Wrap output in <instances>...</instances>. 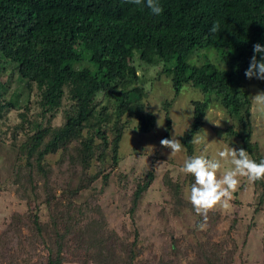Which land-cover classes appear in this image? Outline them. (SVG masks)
Returning a JSON list of instances; mask_svg holds the SVG:
<instances>
[{
	"label": "trees",
	"instance_id": "obj_1",
	"mask_svg": "<svg viewBox=\"0 0 264 264\" xmlns=\"http://www.w3.org/2000/svg\"><path fill=\"white\" fill-rule=\"evenodd\" d=\"M158 3L163 9L160 15L124 0H0V120L3 114L15 111L20 123L12 129L11 146L16 147L19 134L24 137L16 147V181L37 193V184L44 179L45 192V180L52 174L45 158L60 151L54 175L67 195L57 200L46 191L50 196L46 202L53 210L50 233L40 225L37 210L27 216L30 227L23 224L26 217H11L7 227L13 234L0 237V264H14L27 251L31 239L19 234L24 226L33 233L32 239L49 242L40 264H65V253L77 257L81 264H137V235L132 243H126L101 221L82 225L89 208L77 206L72 199L91 189L95 177L89 175L90 170L95 162H105L107 151L116 164L131 118L137 122L135 130L142 134L155 124L154 115L143 105L145 94L137 66L160 68L176 96L186 86L202 94L203 100L193 103L191 126L181 137L188 157L194 155L193 137L211 105L220 106L239 124L245 123L251 106L246 86L250 79L245 72L253 55L257 60L264 55L253 50L256 44L264 47V0ZM217 21L220 29L212 34L210 29ZM8 69L12 73L9 78L16 75L22 84L21 93L18 89L10 93L9 83L1 77ZM251 80L264 92V80ZM25 89L29 97L37 94L35 115H30L27 107L18 108ZM63 104H69L63 111L64 121L54 126L52 120ZM165 120L168 138L171 121L167 108ZM241 132L235 134L241 142L237 149L246 150L259 163L263 158L251 142V131L243 128ZM153 180L149 172L137 183L131 219ZM261 180L254 182L255 186L262 184ZM168 189L176 200L173 210L177 214L182 202L178 187L173 189L171 184ZM189 245L190 249L201 246ZM182 252L179 244L172 245L169 257L176 260Z\"/></svg>",
	"mask_w": 264,
	"mask_h": 264
},
{
	"label": "rangeland",
	"instance_id": "obj_2",
	"mask_svg": "<svg viewBox=\"0 0 264 264\" xmlns=\"http://www.w3.org/2000/svg\"><path fill=\"white\" fill-rule=\"evenodd\" d=\"M137 71L139 85L145 94L143 105L147 112L154 115L155 124L149 133L142 134L135 130L137 122L131 118L123 132L116 164L110 160L108 151L102 165L99 162L94 163L89 173L91 177H95L90 183L91 189L72 196L74 204L77 206L85 204L89 208L82 225L101 221L107 230L116 233L119 241L126 243H132L137 235L139 242L137 251L140 253L137 264H162L170 261L173 264H207L205 256H209L207 259L211 264H264V178L259 186H255L254 182H248L246 178H240L241 182L233 198L226 205L221 202L210 210L206 230H197L195 226L203 221V217L195 213L186 198V190L194 183V177L180 171L184 159L188 157L186 149L169 158L170 149L163 148L160 141L165 139V108L168 109L171 121L167 139L175 136L181 141L182 135L193 120V103L202 101V94L186 86L176 96L171 82L161 73L160 68L151 67L143 70L142 66H137ZM10 74L11 70L8 69L1 75L4 82L9 83L10 93L14 89L21 93L22 84L16 75L9 78ZM246 86L251 106L249 116L244 119L245 123L239 124L220 106L211 105L205 115L212 123L205 119L204 115L202 127L195 136L197 139L203 138V141L194 143V155L205 154L212 158L225 147L237 149L241 142L235 134L242 133L243 128H248L251 131V142L257 145L264 160V104L254 103L252 97L260 92L251 79ZM37 99L35 92L29 97L25 89L20 96L18 108L27 107L30 115H35L37 110L34 102ZM98 101L103 104L105 102L100 97ZM68 106L69 104L62 105L61 111L52 120L54 126H59L64 121L63 111ZM158 121L162 126H158ZM19 123L15 111L3 114L0 120V237L3 233L8 237L13 234L9 226L7 227L13 215L26 217L23 224L30 227L31 223L27 216L36 214V210L40 225L50 233L52 226L50 212L53 210L46 202V199H50L48 194L57 200L67 198L58 187L60 182L54 175L61 156L60 151L45 158L52 171L49 179L45 180V192L42 188L44 179L38 182L40 190L37 193L17 183L16 147L24 137L19 134L16 147L11 146L10 137L12 129ZM218 123L219 127L214 125ZM228 129H231V132ZM75 145L76 143L73 147ZM230 168V165H225L218 175ZM149 172L154 175V180L144 194L134 219H131L133 192L137 183ZM102 181L106 183L104 186L101 184ZM171 184L173 189L178 187L177 193L182 199L181 206L177 207V214H174L176 210H173L176 200L168 189ZM63 204L67 203L63 201ZM25 226L21 228L19 234L28 236L31 240L26 245L27 251L22 257L16 258L14 264H40L41 259L46 257L49 242L43 240L42 244L39 239H32L33 233ZM196 243L201 246L197 248ZM175 244H179L183 250V254L176 260L169 257L171 246ZM189 244L195 245L196 248L191 246L190 249ZM63 255L65 264H81L72 254ZM212 256H215L217 261L211 258ZM88 264L97 262L90 261Z\"/></svg>",
	"mask_w": 264,
	"mask_h": 264
},
{
	"label": "clouds",
	"instance_id": "obj_3",
	"mask_svg": "<svg viewBox=\"0 0 264 264\" xmlns=\"http://www.w3.org/2000/svg\"><path fill=\"white\" fill-rule=\"evenodd\" d=\"M124 2L146 6L153 15H160L163 12L158 0H124ZM219 29L220 25L217 21L214 22L210 32L215 34ZM253 50L255 54H264V47L259 44L254 45ZM245 76L248 79L264 80V55H261L260 60H257L256 55L252 56ZM252 99L254 103L264 104V92L258 93ZM205 119L211 122L206 115ZM157 123L158 126H162L159 121ZM214 125L219 127L220 123ZM202 141L203 138L193 137L194 143ZM160 144L163 148L170 149L169 158L184 151L183 144L175 136H172L171 139H162ZM225 165H230V170L218 175L220 169ZM180 171L194 177V183L186 190V198L195 213L203 217V221L195 226L196 229L204 231L207 228L208 212L218 203L223 202L226 205L233 198V194L241 182L240 178H246L250 183L264 178V160L257 163L246 150L225 147L212 158L205 154L186 157Z\"/></svg>",
	"mask_w": 264,
	"mask_h": 264
}]
</instances>
